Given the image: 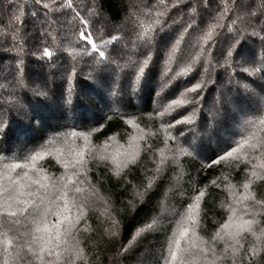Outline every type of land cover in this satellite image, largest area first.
<instances>
[{
  "label": "trees",
  "instance_id": "1",
  "mask_svg": "<svg viewBox=\"0 0 264 264\" xmlns=\"http://www.w3.org/2000/svg\"><path fill=\"white\" fill-rule=\"evenodd\" d=\"M257 155L264 0H0V264H167L182 229L212 264L264 225Z\"/></svg>",
  "mask_w": 264,
  "mask_h": 264
},
{
  "label": "rangeland",
  "instance_id": "2",
  "mask_svg": "<svg viewBox=\"0 0 264 264\" xmlns=\"http://www.w3.org/2000/svg\"><path fill=\"white\" fill-rule=\"evenodd\" d=\"M104 152H106V149L100 151L101 154ZM239 158H242L244 162L250 165L254 163L262 165L264 163V155H257L256 157L237 156V158L235 157L234 159L239 160ZM49 209L50 207L47 209L45 208L44 215L48 214ZM184 234V230L182 229L181 232L178 233L179 237H170L168 240L167 247L164 252L166 260L168 259L167 264H174V262L178 260L181 255L189 252L191 248L190 241L198 239L196 235L191 233L189 241H183L181 238ZM226 234L234 240V246L229 248L228 251H226V246H223V244H221V247L218 245L216 246L214 243L206 244V247L208 248L206 249V257L212 262V264H220L222 260L224 262L223 264L233 261L237 256L238 250L243 248L249 237L254 242H264V225L257 222H247L246 224L245 221L237 220V222L231 223L226 228Z\"/></svg>",
  "mask_w": 264,
  "mask_h": 264
},
{
  "label": "snow or ice",
  "instance_id": "3",
  "mask_svg": "<svg viewBox=\"0 0 264 264\" xmlns=\"http://www.w3.org/2000/svg\"><path fill=\"white\" fill-rule=\"evenodd\" d=\"M81 38H82V39H85V40H88V43H90V44L92 43V41H91L90 39H88L87 36L84 35V32H83V31L81 32ZM45 54H47V55H51V54L48 53L47 51L45 52ZM101 55H102V52H101ZM13 215H14V213H13Z\"/></svg>",
  "mask_w": 264,
  "mask_h": 264
}]
</instances>
